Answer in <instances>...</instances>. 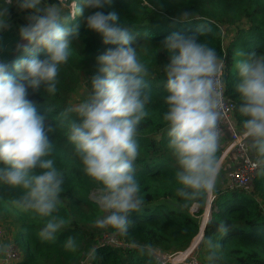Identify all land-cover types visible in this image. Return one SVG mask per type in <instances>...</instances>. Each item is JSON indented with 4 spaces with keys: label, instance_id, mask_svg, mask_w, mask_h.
<instances>
[{
    "label": "clouds",
    "instance_id": "9594fccd",
    "mask_svg": "<svg viewBox=\"0 0 264 264\" xmlns=\"http://www.w3.org/2000/svg\"><path fill=\"white\" fill-rule=\"evenodd\" d=\"M109 3L83 0V8H78L75 0H15L18 10L29 11L27 23L18 30L27 43L17 44L16 50L40 49L44 57L31 55L17 62L0 59V188L19 190L10 198L15 208L47 218L38 231L42 241L54 242L70 222L59 215L64 174L56 166L55 145L49 139L57 129L72 145L71 154L82 174L100 185L93 197L102 213L94 220L95 227L125 234L130 214L144 210L135 161L141 152L139 128L150 116L147 106L153 102L147 79L150 71L138 52L139 34L120 23L115 12L84 15L85 9H103ZM13 4L14 0H0V32L10 27ZM78 16H84L86 27L99 34L105 45L115 47L96 56L97 72L87 80L83 98L52 116L55 123L49 125L46 114L38 112L28 98L29 89L37 92L43 86L46 113H53L46 99L57 93L61 66L69 61L74 39L80 38ZM192 18L187 11L178 17L181 21ZM210 31L202 24L196 35L172 33L160 45L171 53L169 61L159 65L166 76L160 99L165 106L162 122L167 147L175 161V191L183 207L203 202L217 189L221 174L223 61L201 39ZM233 56L238 75L234 91L243 117L239 149L257 175L264 176V53L257 56L239 48ZM217 231L221 235L228 231L223 221ZM202 244L207 264H220L219 243L207 237ZM64 247L76 251V238L69 236ZM11 248L10 242L0 240V256L10 255ZM138 252L150 258L156 255L151 245ZM89 255L95 259L96 249Z\"/></svg>",
    "mask_w": 264,
    "mask_h": 264
},
{
    "label": "trees",
    "instance_id": "16d2710c",
    "mask_svg": "<svg viewBox=\"0 0 264 264\" xmlns=\"http://www.w3.org/2000/svg\"><path fill=\"white\" fill-rule=\"evenodd\" d=\"M75 3L78 8H83V0H75ZM97 10L105 14L115 12L120 23L129 24L139 34L136 40L138 52L150 71L147 79L153 102L147 106L150 116L139 128L141 152L135 161L136 175L145 196L144 210L130 214L131 223L125 234L111 228L95 227L93 222L102 213L89 193L100 185L82 174L79 162L71 154L72 145L63 131L57 129L55 134H49V139L55 145L56 166L64 174L59 215L70 222L57 233L54 242L42 241L38 231L47 218L15 208L10 204V198L18 195L19 190L0 188V223L14 230L12 241L21 253L19 261L9 264H80L84 260L89 264H159L155 257L140 255L138 249L151 245L173 253L184 250L199 238V235L195 236L200 225L196 215L202 212L207 198L197 204L195 215L188 212L190 206L183 207V201L175 191V161L167 147L168 138L162 122L165 106L160 97L166 76L160 66L169 61L171 53L160 45L170 34L196 35L202 24L211 28L201 39L215 48L223 60L225 93L235 103L233 116L238 128L243 120L238 112V93L234 91L238 75L233 68V54L239 48L257 56L264 53V0H110L103 9H85L84 15ZM9 11L10 27L0 32V59L17 62L31 55L43 58L44 52L40 49L28 53L16 50L17 44L27 43L20 39L18 30L27 23L29 11L18 10L15 0ZM184 11L193 13V18L179 20ZM77 21L81 24L80 38L74 39L69 61L61 66L57 93L46 99L47 106L54 109L53 113H46L43 86L37 92L29 89L28 98L36 104L38 112L46 114V124L49 125L55 123L52 116L70 105L81 80V71L94 66L96 56L107 48L115 47L105 45L99 34L88 29L84 16H78ZM145 48L147 54L143 52ZM95 67L97 70L98 65ZM213 195L210 214L208 207L203 214V219L209 218L198 243L200 264H207V250L202 244L207 237L221 246L220 264H264V176L256 173L250 191L220 185ZM167 200L181 206H172ZM209 219L211 222L208 223ZM221 221L228 229L223 235L217 231ZM104 233L115 234L125 246L102 242L100 239ZM69 236L75 237L78 244L74 252L64 247ZM92 249H96L95 259L89 255Z\"/></svg>",
    "mask_w": 264,
    "mask_h": 264
},
{
    "label": "built area",
    "instance_id": "2783aa9c",
    "mask_svg": "<svg viewBox=\"0 0 264 264\" xmlns=\"http://www.w3.org/2000/svg\"><path fill=\"white\" fill-rule=\"evenodd\" d=\"M68 2L71 3L72 0H68ZM220 79L222 80L221 91L225 113L221 123V127L224 130L223 147L221 148L219 155L221 166L223 164L225 166L223 169L222 178L220 179V185L229 189L238 188L245 191H250L253 187V179L256 175V171L251 168L248 157L240 152V132L233 116L235 103L225 93V85L222 79V74ZM213 197V193L209 194L206 200V205H208V202L212 201ZM3 231L4 229H2V227L0 226V236L4 235ZM100 240L113 246H125V244L121 240H119L115 234L104 233L102 234ZM10 243L12 244L14 242ZM195 250L196 248L192 252H190L187 257H184L181 260L178 259V256L182 251H177L176 253L170 254L160 250H156L154 251L156 254L154 257L159 262V264H199L200 262L197 258V252ZM20 257V250L14 243L12 244L10 255L0 256V264L17 262L20 260Z\"/></svg>",
    "mask_w": 264,
    "mask_h": 264
},
{
    "label": "rangeland",
    "instance_id": "374dc122",
    "mask_svg": "<svg viewBox=\"0 0 264 264\" xmlns=\"http://www.w3.org/2000/svg\"><path fill=\"white\" fill-rule=\"evenodd\" d=\"M222 29L224 30V28H222ZM92 65H94V66L85 69L84 72L81 71V73H80V75H81V80H80V83H79V86H78L77 90L74 92V94H73V96H72V98H71L70 105H71V104H75V103H77L80 99L83 98V94H84L85 88H86V86H87V80H89L90 77H91L92 75L96 74V72H97V70L94 69V68H96L95 65H97L96 61L93 62ZM223 169H224V167L221 166V174H220V178H219V181H218V186H220V179L222 178ZM76 189H77L78 192H80L79 189H78L77 187H76ZM98 189H99V188H96V189L92 190V191L89 193V197H90L91 199H93V197H94V195L97 193ZM167 202H168L170 205H172V206H174L175 204H179V203H177V202H175V201H173V200H167ZM179 205H180V204H179ZM180 206H181V205H180ZM205 206H206V203H205ZM205 206H203L202 212H201L200 214L196 215V216L198 217L199 221H201V218L203 219V217H204V216H203V213H204L205 208H207V206H206V207H205ZM197 210H198V205H197V204L192 205V206H190V207L188 208V212L191 213L192 215H195V213H197ZM201 214H202V215H201ZM209 214H210V209H209ZM208 218H209V217H208ZM208 218H207V219H208ZM0 226L2 227V229H4V231H3V234H4V235L0 236V240H2V241H6V242H13L12 240H13L14 230L11 229V227H10L9 225H4V224L0 223ZM199 236H200V235H199ZM12 244H14V243H12ZM198 245H199V244H198ZM198 245L195 247V248H196V250H195L196 252H197V250H198V248H199ZM153 249H154V251H156V250H160V251H162V249L159 248V247H156V248H153ZM184 250H185V249H184ZM184 250H182V251H184ZM163 252H164V251H163ZM166 253L173 254V253H176V252H173V253H172V252H167V251H166ZM197 255H198V254H197ZM198 256H199V255H198ZM198 260H199V258H198ZM199 262H200V261H199ZM80 264H89V263H88L86 260H84V261L81 262ZM199 264H200V263H199Z\"/></svg>",
    "mask_w": 264,
    "mask_h": 264
},
{
    "label": "bare ground",
    "instance_id": "6f19581e",
    "mask_svg": "<svg viewBox=\"0 0 264 264\" xmlns=\"http://www.w3.org/2000/svg\"><path fill=\"white\" fill-rule=\"evenodd\" d=\"M210 202H208V205H207V207L210 209ZM206 207V206H205ZM206 209V208H205ZM204 212H205V210H204ZM204 214V213H203ZM202 215V214H201ZM201 236V235H200ZM199 236V238L195 241V242H192L187 248H185V250L184 251H182L180 254H179V256H178V259L179 260H181L182 258H184V257H187V255L190 253V252H192L194 249H195V247L198 245V243L200 242V240H201V237ZM169 264H171V263H169Z\"/></svg>",
    "mask_w": 264,
    "mask_h": 264
},
{
    "label": "water",
    "instance_id": "95a60500",
    "mask_svg": "<svg viewBox=\"0 0 264 264\" xmlns=\"http://www.w3.org/2000/svg\"><path fill=\"white\" fill-rule=\"evenodd\" d=\"M208 218V217H207ZM207 218L206 219H202L201 218V221H200V225H199V230H198V233L195 235V236H197V235H201L200 237L202 238V235H203V229H204V227H205V224H206V221H207ZM194 236V237H195ZM193 237V238H194ZM192 238V239H193Z\"/></svg>",
    "mask_w": 264,
    "mask_h": 264
},
{
    "label": "crops",
    "instance_id": "0c3cea01",
    "mask_svg": "<svg viewBox=\"0 0 264 264\" xmlns=\"http://www.w3.org/2000/svg\"><path fill=\"white\" fill-rule=\"evenodd\" d=\"M222 166L224 167L225 165L223 164Z\"/></svg>",
    "mask_w": 264,
    "mask_h": 264
}]
</instances>
